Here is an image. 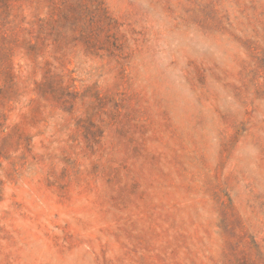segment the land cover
<instances>
[{"label":"rangeland","instance_id":"obj_1","mask_svg":"<svg viewBox=\"0 0 264 264\" xmlns=\"http://www.w3.org/2000/svg\"><path fill=\"white\" fill-rule=\"evenodd\" d=\"M0 264H264V0H0Z\"/></svg>","mask_w":264,"mask_h":264}]
</instances>
